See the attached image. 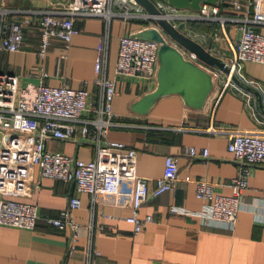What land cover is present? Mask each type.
<instances>
[{"label":"crops","instance_id":"obj_1","mask_svg":"<svg viewBox=\"0 0 264 264\" xmlns=\"http://www.w3.org/2000/svg\"><path fill=\"white\" fill-rule=\"evenodd\" d=\"M70 0H0V16L23 20L24 39L20 49H0V71L17 74L20 85L44 83L67 85L89 91V102L95 106L100 87L95 81L94 60L105 32L100 15L75 14L77 31L68 42L52 37L45 56L38 53L40 28L38 18L47 11L64 15ZM154 3L155 0H151ZM264 9V0H259ZM148 10H151L147 6ZM189 13V9H185ZM235 12L226 4L219 17L187 18L179 21L170 33L161 19L113 17L107 40L105 72L114 74L120 36L136 33L147 26L156 27L182 55L210 73L212 87L200 108L185 104L179 94L160 96L147 110L139 113L133 105L157 85L152 79L119 75L112 101V125L107 139L136 149V172L150 180L162 174L167 155L176 158L178 180L175 188L148 198L139 208V217L152 220L139 231L125 220L132 212L131 184L126 183L116 195L76 192L74 185L59 179L43 177L34 169L31 194L18 200L38 206L40 217L33 228L0 224V264H264V161L250 167L248 185L241 195L242 207L233 228L204 224L198 216L175 212L171 207L190 211L204 208L206 200L195 195V180L213 183L214 192L231 194L230 180L238 173V164L227 150L228 136L234 131H249L264 136V114L258 106L259 92L264 104V63L234 60V46L239 36ZM264 32V23L254 25ZM194 50L196 57L189 56ZM226 61L236 79L208 61V56ZM41 67L46 71L42 75ZM217 71L216 73H214ZM93 113L84 117H91ZM46 146L90 160L91 143L79 136L69 140L49 139ZM190 146L207 148L203 159L191 158ZM77 195L80 207L70 209L80 224L76 249L69 251V230L47 221L68 208L69 197ZM93 250V251H92ZM95 250V253H94Z\"/></svg>","mask_w":264,"mask_h":264},{"label":"built area","instance_id":"obj_2","mask_svg":"<svg viewBox=\"0 0 264 264\" xmlns=\"http://www.w3.org/2000/svg\"><path fill=\"white\" fill-rule=\"evenodd\" d=\"M153 4L157 10H148L140 0H70L64 15L47 11L38 18V53L42 57L52 37L65 42L71 39L77 31L75 14L104 18L105 32L94 60L95 81L100 87L95 106L90 104V93L84 88L51 86L42 82L20 85L17 74L0 71V224L34 227L40 217L38 206L17 198L31 194L32 175L36 168L41 176L71 183L76 192H88L94 197L97 194L116 196L127 182L130 183L132 212L125 220L133 224L134 232L141 231L152 220L151 215L139 217L140 206L148 198L175 188L178 164L174 156L165 157L162 174L150 187V180L136 172V149L106 138L112 125V101L116 94L117 77L128 75L152 79L156 74L159 46V41L155 39L140 37L132 32L123 33L114 74L107 75L108 29L113 17L161 19L177 29L179 21L187 18L219 17L220 6L226 4L235 12L232 19L239 29L234 60L249 59L264 63V32L254 26L264 23V9L259 7V0H216L210 4L203 3L198 10L189 9V13L185 12L186 8H177L163 0H155ZM158 26L159 29L164 28L163 24ZM23 39V20L8 17L1 11L0 49H20ZM189 56L196 57V52L190 51ZM40 72L47 74L42 67ZM231 73L229 71L228 78ZM91 112V117H84ZM76 136L93 145L92 159L83 160L46 146L49 139L69 140ZM226 148L239 168L229 182L231 194H218L214 192L212 182L198 179L195 180V195L207 201L204 208L190 211L173 206V211L198 216L208 226L233 228L242 207L241 195L248 185L250 167L264 161V136L249 131H234L228 136ZM185 152L191 158L205 159L209 155L205 147L190 146ZM79 207V197L72 195L67 209L47 218L50 224L69 230V251L76 249L80 227L69 210Z\"/></svg>","mask_w":264,"mask_h":264},{"label":"water","instance_id":"obj_3","mask_svg":"<svg viewBox=\"0 0 264 264\" xmlns=\"http://www.w3.org/2000/svg\"><path fill=\"white\" fill-rule=\"evenodd\" d=\"M151 10H157L151 0H140ZM177 8H187L198 10L203 3H214L216 0H163ZM165 22L164 20H162ZM164 27L178 38L183 40L188 39L180 37L175 33V30L168 22H165ZM136 35L140 37L155 39L159 41L157 49L158 69H157V85L152 92L145 94L133 105V110L139 113H146L148 108L160 97L167 94H179L185 104L192 108H200L205 102V99L212 87V79L209 72L198 66L193 61L186 59L179 49L172 43L168 42L160 31L154 26H147L139 31ZM208 61L212 62L218 68L225 72L230 71V66L226 61L209 55ZM231 77L236 79L231 73ZM258 106L264 114V104L259 92Z\"/></svg>","mask_w":264,"mask_h":264}]
</instances>
